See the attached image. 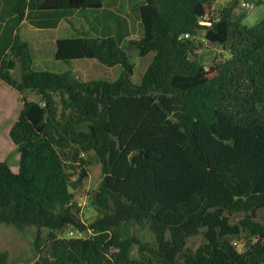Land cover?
Returning <instances> with one entry per match:
<instances>
[{"label":"trees","instance_id":"1","mask_svg":"<svg viewBox=\"0 0 264 264\" xmlns=\"http://www.w3.org/2000/svg\"><path fill=\"white\" fill-rule=\"evenodd\" d=\"M0 2L15 14L0 36V80L40 98L24 97L10 130L20 168L0 162V225L35 228L41 264H264V225L256 222L264 210V20L245 27L233 20L241 1L224 7L203 39L231 56L208 67L193 57L200 20L218 0H146L135 47L155 57L135 84L121 35L59 39L55 60L69 67L59 73L35 69L31 45L17 31L24 20L56 29L74 12L101 11L104 0ZM81 60L121 73L83 82L70 68ZM77 149L102 166L94 198L102 215L88 225L71 191L72 176L80 183L89 176L83 157L73 164ZM239 213L244 218L233 225ZM135 225L153 233L152 245L125 233ZM69 228L77 234L58 235ZM243 233L251 242L240 252L233 239ZM200 236L204 244L192 249ZM7 263L5 252L0 264Z\"/></svg>","mask_w":264,"mask_h":264},{"label":"rangeland","instance_id":"2","mask_svg":"<svg viewBox=\"0 0 264 264\" xmlns=\"http://www.w3.org/2000/svg\"><path fill=\"white\" fill-rule=\"evenodd\" d=\"M104 8L99 12L82 14L74 12L66 20H62L56 29H39L31 25L28 20H24L17 31L22 39L31 45L35 69L51 70L64 72L69 69L67 65L58 64L55 61L56 42L63 38H77L81 35L101 36L105 33V26H109L108 32L112 35L124 34L121 37L122 49L127 53L130 62L135 66V75L133 81L140 84L143 76L147 72L150 64L153 62L155 53L143 58L135 47V43L144 36V28L140 17V6L146 0H104ZM235 0H219L211 9L220 16V11L228 7ZM241 1V0H239ZM264 0L257 3L252 10H235L233 20L243 23L247 27H253L264 20ZM15 14L10 6H4L0 2V36L7 28L15 24ZM14 20V21H12ZM243 25V26H244ZM245 26V27H246ZM202 39V37H201ZM200 49L207 51L208 56L202 62L210 67L214 60L225 61L231 56L227 48H215L210 43L204 41L199 44ZM211 49H216L212 54ZM11 51L6 56H11ZM195 57V56H194ZM197 60L198 58L195 57ZM85 62L87 65H85ZM74 75L78 79L88 82L97 79L116 81L121 73L119 66L109 68L99 63L97 60H84L72 63L71 67ZM14 78L20 80V71L14 73ZM36 92H27L20 95L16 90L7 86L0 80V162H8L14 172L20 168V154L17 152L10 139V130L23 110V99L27 97L30 100L37 98ZM79 129L86 130L87 124L78 126ZM89 163L88 178L80 183L77 175L71 177V191L75 195V202L81 208V220L86 225L92 223L102 215L100 210L94 207V198L98 193L102 180V166L98 163L93 153L80 154ZM78 160V161H79ZM74 164V163H73ZM68 165V164H67ZM75 165V164H74ZM69 169V165H68ZM73 173V172H72ZM244 215L239 213L231 217L233 225L239 224ZM257 223L264 225V210L259 211L256 219ZM75 231L69 228L61 231L58 235L69 237V232ZM36 229L29 228L25 232H20L12 226L0 225V255L8 253L7 264H41L38 253L35 250ZM125 233L138 237L146 246L154 243L153 233L140 225L130 226L125 229ZM49 231H43V239L46 240ZM237 242V248L244 252L251 239L247 233L233 239ZM204 244L202 236L192 239L190 247L194 250ZM139 246L132 249V259L139 258Z\"/></svg>","mask_w":264,"mask_h":264},{"label":"built area","instance_id":"3","mask_svg":"<svg viewBox=\"0 0 264 264\" xmlns=\"http://www.w3.org/2000/svg\"><path fill=\"white\" fill-rule=\"evenodd\" d=\"M261 0H242L239 6L238 10H252L255 8L257 3H260ZM219 20V16L217 13H215V11L213 9H209L207 11V13L205 14L204 17H202V19L200 20V25L202 27L201 29V35H202V39L205 36V33L207 32V30L213 26L214 23H216ZM187 38H189V36H186ZM205 41V39H203ZM77 233L74 232H69V237H73L75 236ZM79 236L82 237L83 234L79 233ZM235 246L237 247V242L234 243Z\"/></svg>","mask_w":264,"mask_h":264},{"label":"crops","instance_id":"4","mask_svg":"<svg viewBox=\"0 0 264 264\" xmlns=\"http://www.w3.org/2000/svg\"><path fill=\"white\" fill-rule=\"evenodd\" d=\"M219 1V0H218ZM242 25H244L243 23H242ZM244 26H246V25H244ZM247 27V26H246ZM110 28H109V26L107 25V26H105V29L104 30H106V32L105 33H108V34H111V33H109L108 32V30H109ZM115 35H117V34H115ZM119 35V34H118ZM122 37H125V36H123L124 34H120ZM118 37V36H117ZM212 50V54H215L216 53V49H211ZM197 54H198V59L200 60V61H202L203 59H206L208 56H210V55H208V53H207V51L206 50H204V49H199L197 52H196ZM56 61V60H55ZM81 61H84V60H81ZM89 61V60H88ZM74 62H78V61H74ZM74 62H72V63H74ZM72 63H71V65H72ZM58 64H61L62 66L63 65H66V64H64V63H60V62H58ZM85 65H87V63L85 62ZM60 73V72H59ZM74 73V72H73ZM80 80V79H79ZM81 81H83V82H88V81H86V80H83V79H81ZM135 83V82H134ZM136 84V83H135Z\"/></svg>","mask_w":264,"mask_h":264},{"label":"water","instance_id":"5","mask_svg":"<svg viewBox=\"0 0 264 264\" xmlns=\"http://www.w3.org/2000/svg\"><path fill=\"white\" fill-rule=\"evenodd\" d=\"M201 37H202V35H201V33H200V35L198 36V38L201 39ZM210 45H212V46L215 47V48H220V46H216V45H214L213 43H210ZM195 59H196V58L193 57V60H195ZM37 101H40V98H39V97L37 98ZM79 155H80V151L77 149V150L75 151V154H74V157H73V163H74V164H77V163H78Z\"/></svg>","mask_w":264,"mask_h":264},{"label":"clouds","instance_id":"6","mask_svg":"<svg viewBox=\"0 0 264 264\" xmlns=\"http://www.w3.org/2000/svg\"><path fill=\"white\" fill-rule=\"evenodd\" d=\"M242 1V0H241Z\"/></svg>","mask_w":264,"mask_h":264}]
</instances>
